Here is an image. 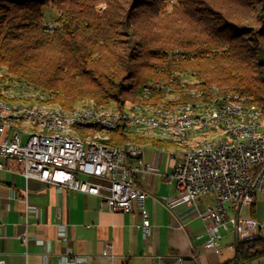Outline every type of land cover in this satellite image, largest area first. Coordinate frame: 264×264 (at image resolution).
<instances>
[{
	"label": "trees",
	"instance_id": "trees-1",
	"mask_svg": "<svg viewBox=\"0 0 264 264\" xmlns=\"http://www.w3.org/2000/svg\"><path fill=\"white\" fill-rule=\"evenodd\" d=\"M45 8L57 17L45 21ZM1 69L65 110L91 101L122 111L150 84L179 87L189 75L264 112V0H0ZM127 143L172 145L123 129L107 141ZM263 256L258 235L223 264Z\"/></svg>",
	"mask_w": 264,
	"mask_h": 264
},
{
	"label": "crops",
	"instance_id": "crops-1",
	"mask_svg": "<svg viewBox=\"0 0 264 264\" xmlns=\"http://www.w3.org/2000/svg\"><path fill=\"white\" fill-rule=\"evenodd\" d=\"M143 155L128 164L141 162L157 167L155 174L134 172L137 186L147 197L140 210L113 213L101 207L100 199L56 185L25 178L24 164L0 157V264H223L233 260L237 239L222 232L218 250L205 248L209 222L201 215L212 205L205 196L193 203L181 200L183 193L170 177L175 163L169 152L143 145ZM245 217L256 221L264 236V194H257ZM237 213L242 217V210ZM150 219L144 236L136 224L142 214ZM243 218V217H242ZM264 263V256L258 259ZM255 264H258L255 262Z\"/></svg>",
	"mask_w": 264,
	"mask_h": 264
},
{
	"label": "built area",
	"instance_id": "built-area-1",
	"mask_svg": "<svg viewBox=\"0 0 264 264\" xmlns=\"http://www.w3.org/2000/svg\"><path fill=\"white\" fill-rule=\"evenodd\" d=\"M149 87H157V84ZM28 118L38 119V116ZM142 155L134 151L98 150L59 137L25 136L17 128L6 130L5 123L0 122V157L22 161L25 178L94 195L100 199L102 208L113 213L131 214L134 203L142 209L147 194L137 186L133 174L158 171L150 163L141 162L137 167L128 164L130 159ZM170 179L183 193L181 200L185 202L193 203L205 196L213 198L212 205L201 215L203 222L210 223L205 248L217 251L223 239L222 232L232 231L237 241L252 240L259 235L256 221L237 213L250 207L257 194H264V139L219 143L214 145V151L180 155ZM136 228L144 236L148 235L150 219L147 213L143 212ZM82 260L72 256L68 261L75 264Z\"/></svg>",
	"mask_w": 264,
	"mask_h": 264
},
{
	"label": "bare ground",
	"instance_id": "bare-ground-1",
	"mask_svg": "<svg viewBox=\"0 0 264 264\" xmlns=\"http://www.w3.org/2000/svg\"><path fill=\"white\" fill-rule=\"evenodd\" d=\"M152 84L157 87L147 86L136 92L135 101L122 111L94 104L65 110L52 104L47 92L0 73V122L5 123L6 130L17 128L25 136L59 137L113 153H143L140 144H107L112 132L123 129L170 142L175 151L169 152V158L214 151V145L219 143L264 139L262 108L248 103L236 92L217 86L200 88L189 75L179 82V87ZM154 91L163 92L157 101L153 99ZM31 115L38 119L28 118Z\"/></svg>",
	"mask_w": 264,
	"mask_h": 264
},
{
	"label": "rangeland",
	"instance_id": "rangeland-1",
	"mask_svg": "<svg viewBox=\"0 0 264 264\" xmlns=\"http://www.w3.org/2000/svg\"><path fill=\"white\" fill-rule=\"evenodd\" d=\"M43 16H44V19H45V21H51V20H54L56 17H57V13L55 12V11H53V10H50V9H48V8H45L44 10H43ZM0 73L3 75V76H5V77H10V78H14L10 73H8L5 69H1L0 70ZM14 79H16V78H14ZM41 90V89H40ZM42 91V90H41ZM45 92H47V91H45ZM51 102V101H50ZM53 104V103H52ZM83 104H92V102L91 101H84V102H82V104H80V105H83ZM128 103H126V105H127ZM55 105V104H54ZM79 105V104H78ZM125 105V106H126ZM116 108V107H115ZM82 179H84L83 177H81ZM245 212H246V210H245V208L242 210V217L243 218H247V217H245L246 215H245ZM226 233V235H227V237H230V235H231V232H225Z\"/></svg>",
	"mask_w": 264,
	"mask_h": 264
},
{
	"label": "water",
	"instance_id": "water-1",
	"mask_svg": "<svg viewBox=\"0 0 264 264\" xmlns=\"http://www.w3.org/2000/svg\"><path fill=\"white\" fill-rule=\"evenodd\" d=\"M264 264V263H263Z\"/></svg>",
	"mask_w": 264,
	"mask_h": 264
}]
</instances>
